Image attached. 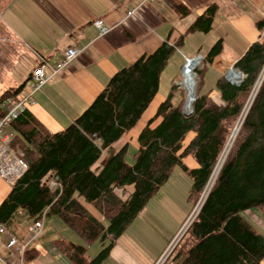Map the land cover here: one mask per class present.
I'll list each match as a JSON object with an SVG mask.
<instances>
[{
	"label": "trees",
	"instance_id": "1",
	"mask_svg": "<svg viewBox=\"0 0 264 264\" xmlns=\"http://www.w3.org/2000/svg\"><path fill=\"white\" fill-rule=\"evenodd\" d=\"M171 4L181 17L191 12L183 2L173 0ZM217 11L216 3L209 5L176 40H165L117 71L89 107L62 131L51 132L24 110L11 124L10 146L21 154L27 169L0 203V225L11 227L21 237V220L38 221L44 212L46 217L56 216L84 243L59 238L54 240L55 247L73 264H101L176 166L191 178L188 199L192 209L203 196L251 91L260 85L264 40L254 41L234 63L243 73L239 85L223 74L217 76L216 99L211 95L214 88H205L204 75L224 48V39H217L204 54V65L196 69L199 80L192 113L183 112L185 95L181 92L176 99L177 87L173 86L140 132L133 164L125 158L126 147L116 151L112 144L148 108L159 91L163 70L186 36L209 33ZM257 26L264 30V18ZM23 88L24 84L0 96V117L6 112L5 100L18 98ZM158 117L160 122L152 127ZM189 132L194 136L184 146ZM235 137L184 234L188 239L175 256L177 264H264V233L242 214L264 205V79ZM103 150L107 155L94 167ZM187 156L196 161V167L185 164ZM49 177L61 187L51 188L46 182ZM126 185H133V191L121 198L115 189ZM79 196L97 207L104 220L93 215ZM96 241L102 249L91 258L88 247ZM35 252L30 248L26 261Z\"/></svg>",
	"mask_w": 264,
	"mask_h": 264
},
{
	"label": "crops",
	"instance_id": "2",
	"mask_svg": "<svg viewBox=\"0 0 264 264\" xmlns=\"http://www.w3.org/2000/svg\"><path fill=\"white\" fill-rule=\"evenodd\" d=\"M172 1L156 0L142 3V0H13L10 6L7 1L4 15L9 20L3 21L4 27L0 34L1 75L3 63L7 58L13 61L11 73L9 76L4 75L10 85L6 90L24 84L18 95L22 97L28 93L32 71L41 57L54 65L63 57L66 47L75 46L82 49L67 67L32 94V102L26 108L48 130L59 132L89 107L117 71L133 63L143 54L154 51L165 40L169 39L170 42L176 40L213 3L218 5V11L212 30L207 34L197 32L187 35L162 74L170 68L171 63L182 65L183 55L205 54L217 39L223 38L224 48L213 61L218 65L217 78L219 74L224 75V70L235 63L254 41L264 40V30L257 26V22L264 18V0H175L185 3L191 9L190 14L184 17L172 7ZM133 7H138L135 14L128 15L127 12ZM10 9L12 14L8 13ZM96 19H101L108 28L106 34H99L93 24ZM226 50L234 53L230 60L221 59ZM176 54L179 55L178 58ZM211 95H215L213 91ZM166 97L165 94L157 93L136 125L115 141L112 148L119 151L126 147L125 158L130 148L135 153L140 146L138 140L140 132L155 116L160 103ZM214 98L217 99L215 96ZM160 120V117L156 118L151 126H156ZM7 132L13 137L14 129L11 126L7 128ZM193 136L194 132H189L183 145L186 146ZM107 153V150H103L94 167L99 165ZM183 161L189 167L197 166L191 156L185 157ZM11 189L12 186L0 177V203ZM132 191L133 185L115 189V193L121 198H127ZM78 199L93 215L104 220L102 212L97 207L82 196ZM158 204L155 203L156 212L152 210L150 212L148 202L144 210L116 240L109 256L101 264L157 263L185 223L181 216L175 218L171 203ZM162 208L167 212H162ZM158 214L166 221L170 219L168 216L171 214L173 216L171 223L176 221L170 226L169 231L164 225L161 228L163 230L159 227L154 229L164 237L163 248H158L151 255L134 253L125 236L129 234L130 229L133 231L136 221L140 222L137 228L140 236L146 229L155 228L154 219L159 220ZM33 223V220L28 219L19 222V230L26 228L28 232L25 233V239L28 238ZM43 228L42 237L33 245L37 255L29 264H73L55 247L54 240L65 238L84 243L82 239L56 216L46 217ZM146 233L149 231L146 230ZM4 238L6 240L4 235H0V240ZM96 242H99L102 249L101 242ZM3 245L5 246V243ZM92 246L88 247V254ZM8 253L7 249L6 256ZM89 255L91 258L95 257Z\"/></svg>",
	"mask_w": 264,
	"mask_h": 264
},
{
	"label": "rangeland",
	"instance_id": "3",
	"mask_svg": "<svg viewBox=\"0 0 264 264\" xmlns=\"http://www.w3.org/2000/svg\"><path fill=\"white\" fill-rule=\"evenodd\" d=\"M7 1L9 2L8 6H10V4L11 5L13 4V0H0V34H1V31L4 27L3 21L9 20L6 17V15H4V7L7 3ZM11 11H12V9L8 10V13ZM9 14H12V12ZM184 51H187V49H184ZM232 54H234V53L231 52V50H226L222 54L221 59L230 60V58H232V56H231ZM202 55H204V54L202 53ZM187 56H193V55H187ZM178 57H179V55H177V58ZM182 57H183V60L185 63L184 55ZM12 61L13 60L11 58H7V60L3 63V66H2L3 74L1 75V72H0V95L10 86L9 82H6L4 75L9 76V74L11 73ZM184 63H182V65H180V64L175 65V64L171 63L170 68H168V70L162 74L158 93L165 94V97H166L170 93V90H171L173 84L176 86L177 84L180 83V81L183 78L182 73H181V69H182V66ZM203 63L204 62H202L200 65H198L194 70L196 87H197V82L199 80V77L196 74V69L201 68L204 65ZM231 65L232 64H230L228 67H230ZM217 70H218L217 64H215L213 62L208 64V69L205 72L204 78H205V88L207 89V88L213 87L214 88L213 93L215 94L214 96L218 98L219 92L217 91V88L215 87ZM261 76H262V79H261L260 85L264 79V67L262 69V72H261L259 78ZM257 81H256V83H257ZM256 83H255V85H256ZM260 85L257 87V89L255 90L253 95H252V92H253L255 86H254L253 90L251 91V93H250V95L246 101L245 107L241 113L240 119L237 121L238 123H236V125L234 126L236 132L233 135H232L233 132L231 133L229 141H228L218 163L216 164V166L214 168L215 172L213 171L208 184L206 185L204 191L202 192L203 196H201L198 199L195 206L191 209L192 205L188 199L190 188H191V183H192L191 178L185 172H183L180 169V167L176 166L174 168L171 176H170V179L161 187V189L158 191V193L149 201V206H148L149 211L152 210L153 212H156L157 208H155L156 207L155 203L157 205H159L158 203H161L164 205L166 203H171L173 205V208H174L172 213L174 214L175 218L176 217L179 218V216L184 218V220H185L184 222L188 223V224H186L187 225L186 227L188 229L189 225L191 224V221L196 216V212L198 213L199 207L204 200L203 197H205L207 195V193L209 192L213 182L215 181L216 176L219 172V168L221 167V164L224 162V160L227 156V153H228L232 143L234 142V140L236 138L235 136H236L241 124H242V121L244 120V117L246 116L247 112L249 111L250 106L252 105V102H253L256 94H257V91H258ZM181 92H183V95H185V98H186V92L180 88L176 91L175 98H177V97L179 98ZM133 154H134V150L132 148H130L127 155H126V159H127V162H129L131 164H133L135 162ZM197 206H198V208H197ZM164 211L167 212V210L162 208V212H164ZM242 214L248 220H250L261 232L264 233V205L244 210L242 212ZM155 217L158 218L157 215H155ZM160 218H158L160 221L157 219H154L156 221V222H154L155 228L146 229L149 231V233H146V230L143 232L141 231L143 233L142 236H140L139 232L137 231V228H139L140 222H138V221L134 222L133 231H132V229H130L129 234H127V236H125V240H127L128 244L131 246V249L134 253H145V254L149 253L151 255L152 253H155L158 248H163L162 246H163V238L164 237H162L155 230L157 227H159L160 230H163L161 228L164 225L166 227V229L169 231L171 229L170 226H172V224L174 225L176 223V221H175V219H173L175 221V223H171V220L173 218V216L171 214L168 216V218H170L168 221H166V219L162 218L161 216H160ZM176 220H178V219H176ZM185 228H182V230L179 231L176 238L174 237L175 239H173L172 242L168 245V247L163 251V254H165V253L166 254L164 255V257H162L163 256V254H162L160 256V258L158 259L156 264H177L175 256H176L178 250L180 249V247L183 246L184 241H186L188 239L186 236H184V234L187 230V229L185 230ZM20 233L22 234V236H21L22 239L26 238L25 233L28 234V232L26 231V228H24V229L21 228ZM138 238L141 240H139ZM5 241H6L5 238L0 240V245H1L0 246V264H4L2 262V260L7 262V263H10V261H11V258L8 255L6 256L7 247H6V244H5V246L3 245L5 243ZM92 245L93 246L89 249V254H91V256H95L100 251L101 248L99 246V242H96ZM27 252L28 251H26L25 255H24V263L25 264H29V261H26V253Z\"/></svg>",
	"mask_w": 264,
	"mask_h": 264
},
{
	"label": "built area",
	"instance_id": "4",
	"mask_svg": "<svg viewBox=\"0 0 264 264\" xmlns=\"http://www.w3.org/2000/svg\"><path fill=\"white\" fill-rule=\"evenodd\" d=\"M153 1L156 0H142V3ZM137 9L138 7H133L130 11L127 12V14H135ZM93 24L98 29L100 35H104L108 32V28L105 26L101 19H96ZM81 52L82 49L78 47L68 46L64 51L63 57L54 65L49 63L44 57H41L39 63L35 65L32 71L28 93L18 98L8 97L3 103L6 112L2 117H0V177L9 185L13 186L16 181L23 175V173L27 169V164L22 159L21 154L11 148L10 142L12 140V136L7 132V128L11 126L12 122L17 119L24 110H26L27 105L32 102V94L41 89V87L46 84L51 79V77L58 74L65 67H67ZM184 57L185 63L183 64L181 69L183 78L176 86L186 92V98L183 104V112L189 115L193 111V102L196 97L195 72L193 79L195 87L192 86L195 90V94L192 103H190L188 101L190 89L188 84L186 83V77L183 73V70L185 64L190 59L197 60L198 65H200L202 62H204V55H202V53H197L193 56L184 55ZM230 69L235 70L239 73V77L236 80L228 76V71ZM224 76L231 83L239 85L243 78V73L237 67H235L234 64H232L230 67H227L225 69ZM46 182L53 189L61 187L60 183L54 178L49 177ZM45 219L46 213L44 212L40 220L33 223L32 228L30 229L29 237L27 239H22L21 237H19L14 233L11 227L4 224L0 225V235H4L6 237L5 244L9 251L8 256L11 258L10 263L2 260L4 264H25V252L32 248L33 245H35L42 237L44 233L43 222ZM186 224L188 223H185L182 228H185L187 226ZM186 229L187 227L185 228V230ZM165 254H163L162 257H164Z\"/></svg>",
	"mask_w": 264,
	"mask_h": 264
},
{
	"label": "bare ground",
	"instance_id": "5",
	"mask_svg": "<svg viewBox=\"0 0 264 264\" xmlns=\"http://www.w3.org/2000/svg\"><path fill=\"white\" fill-rule=\"evenodd\" d=\"M197 65H198L197 60H195V59H190V60H188L187 63L185 64V67H184V70H183V73H184V75H185V77H186V83L188 84L189 89H190V92H189V95H188V101H189L190 103H192L193 98H194V94H195V93H194L195 90H194V88H193V87H195V86H194L193 79H194V70H195V68L197 67ZM228 76L231 77V78H233L234 80H236V79L239 77V73H238L237 71H235V70L230 69V70L228 71ZM192 86H193V87H192ZM255 90H256V89H255ZM255 90L252 92V95L254 94ZM235 132H236V131H235V128H234L232 135L235 134ZM228 145H229V144H228ZM226 150H227V149H226ZM223 158H224V157H223ZM214 172H215V171H214Z\"/></svg>",
	"mask_w": 264,
	"mask_h": 264
}]
</instances>
